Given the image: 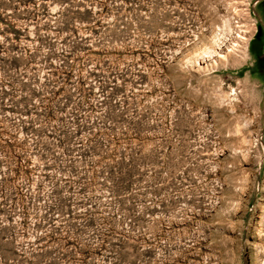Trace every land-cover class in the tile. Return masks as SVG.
<instances>
[{"label": "rangeland", "instance_id": "obj_1", "mask_svg": "<svg viewBox=\"0 0 264 264\" xmlns=\"http://www.w3.org/2000/svg\"><path fill=\"white\" fill-rule=\"evenodd\" d=\"M261 56L264 0H0V264H264Z\"/></svg>", "mask_w": 264, "mask_h": 264}, {"label": "water", "instance_id": "obj_2", "mask_svg": "<svg viewBox=\"0 0 264 264\" xmlns=\"http://www.w3.org/2000/svg\"><path fill=\"white\" fill-rule=\"evenodd\" d=\"M261 30H262V27L260 26V27L258 28V37H259V35H260V33H261Z\"/></svg>", "mask_w": 264, "mask_h": 264}, {"label": "flooded vegetation", "instance_id": "obj_3", "mask_svg": "<svg viewBox=\"0 0 264 264\" xmlns=\"http://www.w3.org/2000/svg\"><path fill=\"white\" fill-rule=\"evenodd\" d=\"M260 61H261V63L264 62V56H261V57H260Z\"/></svg>", "mask_w": 264, "mask_h": 264}]
</instances>
